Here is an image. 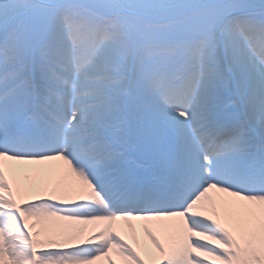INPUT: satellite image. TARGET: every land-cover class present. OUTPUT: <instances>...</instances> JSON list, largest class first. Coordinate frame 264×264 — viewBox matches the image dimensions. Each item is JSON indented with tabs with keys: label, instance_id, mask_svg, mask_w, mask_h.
Segmentation results:
<instances>
[{
	"label": "snow or ice",
	"instance_id": "1",
	"mask_svg": "<svg viewBox=\"0 0 264 264\" xmlns=\"http://www.w3.org/2000/svg\"><path fill=\"white\" fill-rule=\"evenodd\" d=\"M0 264H264V0H0Z\"/></svg>",
	"mask_w": 264,
	"mask_h": 264
},
{
	"label": "bare ground",
	"instance_id": "2",
	"mask_svg": "<svg viewBox=\"0 0 264 264\" xmlns=\"http://www.w3.org/2000/svg\"><path fill=\"white\" fill-rule=\"evenodd\" d=\"M130 242H131V240H130Z\"/></svg>",
	"mask_w": 264,
	"mask_h": 264
}]
</instances>
